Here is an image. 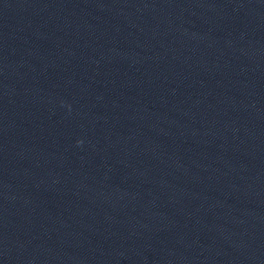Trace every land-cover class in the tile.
I'll use <instances>...</instances> for the list:
<instances>
[{"label":"water","instance_id":"95a60500","mask_svg":"<svg viewBox=\"0 0 264 264\" xmlns=\"http://www.w3.org/2000/svg\"><path fill=\"white\" fill-rule=\"evenodd\" d=\"M0 264H264V0H0Z\"/></svg>","mask_w":264,"mask_h":264}]
</instances>
